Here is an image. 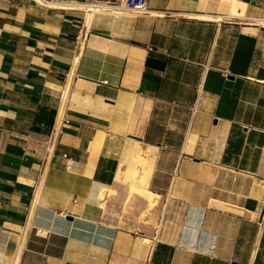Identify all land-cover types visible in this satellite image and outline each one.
<instances>
[{"label":"crops","instance_id":"obj_1","mask_svg":"<svg viewBox=\"0 0 264 264\" xmlns=\"http://www.w3.org/2000/svg\"><path fill=\"white\" fill-rule=\"evenodd\" d=\"M93 1L0 0V264H264V0Z\"/></svg>","mask_w":264,"mask_h":264},{"label":"rangeland","instance_id":"obj_2","mask_svg":"<svg viewBox=\"0 0 264 264\" xmlns=\"http://www.w3.org/2000/svg\"><path fill=\"white\" fill-rule=\"evenodd\" d=\"M131 139L128 138L127 141ZM139 163V162H138ZM132 164L137 167L140 164H137L136 161H133ZM166 175V174H165ZM163 182H166L165 178H162ZM130 183L128 181L123 182V186L117 188L115 191H107L108 193L104 195L103 206L106 205V201L110 200V208H107V212L111 218L119 219L123 216H127L128 211H138V210H147L150 212L154 209H151V205L148 203L140 204L138 199L133 195H129ZM164 191V190H163ZM161 197L159 196V199Z\"/></svg>","mask_w":264,"mask_h":264},{"label":"built area","instance_id":"obj_3","mask_svg":"<svg viewBox=\"0 0 264 264\" xmlns=\"http://www.w3.org/2000/svg\"><path fill=\"white\" fill-rule=\"evenodd\" d=\"M83 5L89 8H98L101 10L110 11H131L144 13L148 11V0H96L93 2H84Z\"/></svg>","mask_w":264,"mask_h":264},{"label":"bare ground","instance_id":"obj_4","mask_svg":"<svg viewBox=\"0 0 264 264\" xmlns=\"http://www.w3.org/2000/svg\"><path fill=\"white\" fill-rule=\"evenodd\" d=\"M134 138H137V136L134 137ZM137 139H139V138H137ZM136 147H137V151L139 152V156H140L141 162L142 163H145V165L147 167H144L145 168L144 169L145 170V173L142 172V174H140V173L138 174V172H136V173H134L133 175L130 176L129 180L131 182H135V181L141 180L143 178V185H142V187H143L144 185L147 184V181L149 179L150 173L152 171V168L150 166V163L155 158V150L154 149H149L148 147H146V149H144L142 147V145H140L139 143H137V146ZM139 188H137V186H136V189H137L138 192H140V194L145 195L147 197L153 196L152 192H150L147 188H142V189H139ZM152 206H154V203L152 204Z\"/></svg>","mask_w":264,"mask_h":264},{"label":"water","instance_id":"obj_5","mask_svg":"<svg viewBox=\"0 0 264 264\" xmlns=\"http://www.w3.org/2000/svg\"><path fill=\"white\" fill-rule=\"evenodd\" d=\"M133 137H136V136H133ZM138 138V137H137ZM140 139V138H139Z\"/></svg>","mask_w":264,"mask_h":264}]
</instances>
